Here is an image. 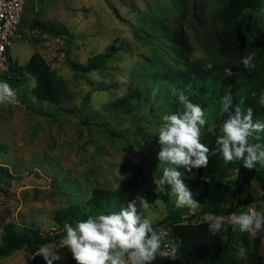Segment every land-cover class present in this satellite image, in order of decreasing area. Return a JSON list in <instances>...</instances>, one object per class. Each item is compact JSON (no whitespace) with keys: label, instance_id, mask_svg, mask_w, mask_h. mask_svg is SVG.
<instances>
[{"label":"rangeland","instance_id":"obj_1","mask_svg":"<svg viewBox=\"0 0 264 264\" xmlns=\"http://www.w3.org/2000/svg\"><path fill=\"white\" fill-rule=\"evenodd\" d=\"M222 5L223 0H25L11 56L24 65L39 52L60 100L36 97L35 78L28 71L19 86L8 83L17 95L14 103L0 107V243L3 224L28 222L48 230L57 210L86 201L94 187L113 189L130 178L137 182V194L149 202L146 216L152 224L168 213L191 222L211 217L201 212V203L196 211L177 209L171 196L164 201L157 195L166 187L156 186L158 178L151 169L153 161L159 162L156 133L163 115L172 109L169 99L156 93L160 84L155 78L176 63L173 37L180 31L188 40L183 51L190 60L217 57L212 36ZM36 13L41 20L62 25L68 34L39 32L31 24ZM110 43L118 49L98 68L83 71L73 65L85 63ZM124 99L132 101V109L118 112L112 103ZM204 111L205 133L217 118L215 112ZM4 166L20 178L8 177ZM176 170L187 185L185 168ZM227 179L225 205L233 203L235 195L255 199L233 213L264 212V197L253 178L234 173ZM232 214L224 218L230 220ZM247 238L251 249L264 255V233L255 237L247 233ZM62 244L63 240L50 247L60 256L54 260L57 264H67L72 257ZM38 251L37 257L45 260ZM246 257L243 245L235 240L221 264H238L239 258L247 264ZM0 262L36 264L22 248L0 256Z\"/></svg>","mask_w":264,"mask_h":264},{"label":"trees","instance_id":"obj_2","mask_svg":"<svg viewBox=\"0 0 264 264\" xmlns=\"http://www.w3.org/2000/svg\"><path fill=\"white\" fill-rule=\"evenodd\" d=\"M219 27L212 36V43L217 57L192 61L183 51L188 40L181 31L176 33L173 40L177 43V61L164 73L155 78L160 84L159 91L170 101L172 113L183 111V105L179 103L178 96L183 92L189 100L216 113V123L204 133L203 142L210 149H216V137L220 135V129L228 113L221 112V100L226 95L233 99L232 113L235 106L241 108L242 115H248L251 110V123H264V105L260 103V93L264 92V0H223V5L218 11ZM32 26L38 27L39 32L55 35L68 34L62 25H54L48 21L39 19L36 13L32 20ZM118 47L110 43L101 52L88 57L83 64L73 62L77 69L87 71L96 69L111 56ZM249 53L254 54L255 68L245 69L241 59ZM211 63V70H205V64ZM230 68L232 76H225V69ZM24 71H28L35 78L33 93L36 97L58 102L59 89L49 71V65L43 56L35 51L24 65L14 60V64L7 71L0 73V81L17 83L23 80ZM140 95V90L135 88ZM255 93V95H253ZM20 99V98H19ZM22 102H26L23 98ZM118 112H129L132 109L130 99L118 100L112 103ZM67 110V109H66ZM75 111L74 109H68ZM114 132V131H112ZM260 138L257 140L255 137ZM250 143L264 144V132L249 137ZM170 165H159L153 161L151 169L159 179L163 175V168ZM7 176L20 178L21 174L12 173L4 166ZM177 168V166H176ZM38 173V172H36ZM195 173V175H193ZM238 174L242 177H251L259 185L264 197V167L259 164L254 169H247L243 161L225 163L221 155L212 156L206 168L193 169L188 172L185 169L184 179L193 197L202 204V213L212 216H229L239 206L248 204L255 199H242L235 195V201L225 205L222 200L229 188L227 176ZM207 178L208 181L202 179ZM165 190L157 191V195L164 201L169 200V186ZM242 190L239 189L238 192ZM137 195V182L130 178L116 188L94 187L90 196L84 202L69 204L64 209L54 213V226L48 230H41L36 224L24 222L18 226L13 223L2 225L3 233L0 243V256L10 254L16 249H24L31 255L36 264H47L45 260L37 257L36 253L42 246L54 247L60 244L66 235L64 223L75 225L76 221L86 219L101 213L119 211L126 207L127 203ZM225 219L227 231L212 235L208 231L209 219L191 222L179 215L168 213L162 219L153 224L155 229L168 227V237L172 242L181 244L186 261L178 256L175 260L164 259L158 256L153 264H221V258L233 241L241 243L247 254V264H264V255L260 251L251 249L247 232L233 231ZM73 257H70V263ZM67 263V264H69ZM240 263V258L237 261ZM0 264H6L0 262ZM52 264H57L52 261Z\"/></svg>","mask_w":264,"mask_h":264},{"label":"clouds","instance_id":"obj_3","mask_svg":"<svg viewBox=\"0 0 264 264\" xmlns=\"http://www.w3.org/2000/svg\"><path fill=\"white\" fill-rule=\"evenodd\" d=\"M254 54L249 53L241 59L245 69L255 68ZM205 70H211V63L205 64ZM230 68L225 69V76H232ZM16 91L6 82L0 81V107H7L16 101ZM255 95V93L253 94ZM183 111L165 114L159 126L157 154L159 165H170L163 168V175L155 180L157 187L165 185L171 188L170 196L177 209L188 208L196 211L200 203L193 197L192 191L181 179L182 173L176 166L184 167L188 172L208 166L212 156L219 153L225 163L243 161L249 170L257 164L264 167V144L250 143L249 137L264 132V123H251V110L242 115L241 108H233V99L226 95L221 100V112L228 113L216 137V149H210L203 142L207 116L201 105L192 102L181 92L178 96ZM260 103L264 105V92L260 93ZM259 140V136L255 137ZM195 175V173H193ZM207 180V178L202 177ZM149 206L147 199L137 194L119 211L88 216L75 222V225L64 223L66 235L62 247H67L76 264H153L157 257L175 260L177 245L165 243L166 233L155 229L152 221L146 216ZM208 231L216 235L227 231L223 216L209 218ZM229 223L233 231L247 232L255 237L264 233V212L249 210L233 213ZM38 255H42L47 264L60 256L52 248L42 246Z\"/></svg>","mask_w":264,"mask_h":264},{"label":"built area","instance_id":"obj_4","mask_svg":"<svg viewBox=\"0 0 264 264\" xmlns=\"http://www.w3.org/2000/svg\"><path fill=\"white\" fill-rule=\"evenodd\" d=\"M24 8L25 0H0V73L7 71L14 64L15 59L11 56L10 46L13 39L19 35ZM159 229H163L168 235V227ZM167 239L172 243L171 238L167 236Z\"/></svg>","mask_w":264,"mask_h":264},{"label":"water","instance_id":"obj_5","mask_svg":"<svg viewBox=\"0 0 264 264\" xmlns=\"http://www.w3.org/2000/svg\"><path fill=\"white\" fill-rule=\"evenodd\" d=\"M177 256H178L180 259L186 261V257H185V255H184V253H183V249H182L181 244H177Z\"/></svg>","mask_w":264,"mask_h":264}]
</instances>
